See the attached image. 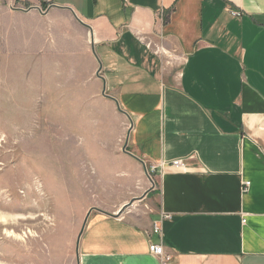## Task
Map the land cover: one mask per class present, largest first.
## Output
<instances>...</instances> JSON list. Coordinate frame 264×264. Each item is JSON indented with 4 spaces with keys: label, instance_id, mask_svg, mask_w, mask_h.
<instances>
[{
    "label": "crops",
    "instance_id": "crops-1",
    "mask_svg": "<svg viewBox=\"0 0 264 264\" xmlns=\"http://www.w3.org/2000/svg\"><path fill=\"white\" fill-rule=\"evenodd\" d=\"M0 30L69 61L107 142L129 125L76 264H264V0H0Z\"/></svg>",
    "mask_w": 264,
    "mask_h": 264
},
{
    "label": "rangeland",
    "instance_id": "rangeland-1",
    "mask_svg": "<svg viewBox=\"0 0 264 264\" xmlns=\"http://www.w3.org/2000/svg\"><path fill=\"white\" fill-rule=\"evenodd\" d=\"M3 34L0 213L6 220L0 217V264H76L91 204L110 198L112 191L101 185L116 176L107 175L102 151H124L129 125L125 120L122 134L107 142L100 111L84 109L69 73L56 72L68 71L69 61L49 44L28 56Z\"/></svg>",
    "mask_w": 264,
    "mask_h": 264
},
{
    "label": "built area",
    "instance_id": "built-area-1",
    "mask_svg": "<svg viewBox=\"0 0 264 264\" xmlns=\"http://www.w3.org/2000/svg\"><path fill=\"white\" fill-rule=\"evenodd\" d=\"M231 13L234 16H239L241 14L239 11H232ZM172 165L175 167H178V166H181L182 164L179 160H174L172 162ZM154 168L155 167L152 165L151 170L153 171ZM249 184H250L249 181H244V186H243L244 191H246L248 189ZM151 232L154 234L161 235V232H162L161 221L153 222L152 227H151ZM149 252H151L153 255L159 257V259H161V261H166L169 259V256L164 252L163 245L161 242L149 243Z\"/></svg>",
    "mask_w": 264,
    "mask_h": 264
},
{
    "label": "bare ground",
    "instance_id": "bare-ground-1",
    "mask_svg": "<svg viewBox=\"0 0 264 264\" xmlns=\"http://www.w3.org/2000/svg\"><path fill=\"white\" fill-rule=\"evenodd\" d=\"M6 205V204H5ZM3 207V206H2ZM4 209H5V206H4ZM0 217H1V219H3V220H6V216L3 214V213H0Z\"/></svg>",
    "mask_w": 264,
    "mask_h": 264
}]
</instances>
